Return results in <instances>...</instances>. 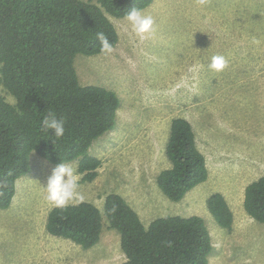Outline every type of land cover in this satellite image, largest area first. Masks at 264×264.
Listing matches in <instances>:
<instances>
[{
	"label": "rangeland",
	"instance_id": "374dc122",
	"mask_svg": "<svg viewBox=\"0 0 264 264\" xmlns=\"http://www.w3.org/2000/svg\"><path fill=\"white\" fill-rule=\"evenodd\" d=\"M141 11L155 20L149 38L125 31L124 17L109 16L119 36L112 54L74 59L82 84L111 89L120 99L116 126L89 149L101 160L97 176L83 181L77 170L82 201L102 209L116 192L145 226L162 216H201L212 239L209 264H264V224L243 208L245 186L264 175V0H154ZM213 55L227 60L219 73L208 68ZM0 95L15 101L2 85ZM177 116L192 124L209 174L171 201L156 176L170 166L165 145ZM30 165L10 207L0 209V264L123 262L119 234L105 220L100 240L86 249L47 232L52 206L42 186L58 164L31 153ZM214 192L231 208L230 230L207 209Z\"/></svg>",
	"mask_w": 264,
	"mask_h": 264
},
{
	"label": "trees",
	"instance_id": "16d2710c",
	"mask_svg": "<svg viewBox=\"0 0 264 264\" xmlns=\"http://www.w3.org/2000/svg\"><path fill=\"white\" fill-rule=\"evenodd\" d=\"M153 1L0 0V85L15 100L0 95V209L10 207L17 179L31 168V153L53 164L76 161L83 181L97 176L101 160L89 149L116 126L120 99L111 89L82 84L74 59L100 54L97 32L114 48L119 36L109 16L124 17ZM48 112L64 120L59 139L41 129ZM165 156L170 166L157 174L156 183L171 201L207 180L206 158L186 118H172ZM206 205L216 223L230 230L233 213L223 194L212 193ZM243 208L264 224V175L245 186ZM104 220L119 234L125 256L120 264H209L212 239L201 216H162L145 226L116 192L105 196L102 209L90 201L52 207L45 227L86 249L100 240Z\"/></svg>",
	"mask_w": 264,
	"mask_h": 264
},
{
	"label": "clouds",
	"instance_id": "9594fccd",
	"mask_svg": "<svg viewBox=\"0 0 264 264\" xmlns=\"http://www.w3.org/2000/svg\"><path fill=\"white\" fill-rule=\"evenodd\" d=\"M127 21L125 31H130L140 40L149 38L155 31V20L151 15L144 14L138 8H132L124 15ZM100 54L111 55L114 51L112 43L103 32L96 33ZM227 66V60L222 55H213L208 64L209 70L219 73ZM41 129L50 132L57 139L65 132L64 120L54 113L48 112L40 121ZM46 201L54 208H65L70 203L80 202L83 197L79 194L77 168L71 163L61 162L52 168L50 175L42 186Z\"/></svg>",
	"mask_w": 264,
	"mask_h": 264
},
{
	"label": "bare ground",
	"instance_id": "6f19581e",
	"mask_svg": "<svg viewBox=\"0 0 264 264\" xmlns=\"http://www.w3.org/2000/svg\"><path fill=\"white\" fill-rule=\"evenodd\" d=\"M61 237V236H60Z\"/></svg>",
	"mask_w": 264,
	"mask_h": 264
}]
</instances>
